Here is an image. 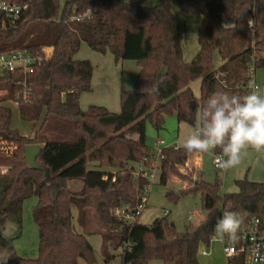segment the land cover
Here are the masks:
<instances>
[{"label":"trees","instance_id":"1","mask_svg":"<svg viewBox=\"0 0 264 264\" xmlns=\"http://www.w3.org/2000/svg\"><path fill=\"white\" fill-rule=\"evenodd\" d=\"M0 1L28 7L18 20L0 22V53L26 50L43 57L29 75L0 77V84L11 82L7 94L11 101L17 92L27 93L20 106L31 119L29 135L7 128L0 135V140L18 146L9 159L12 170L0 174V253L7 255L8 264H80V260L94 264L95 251L87 239L94 233L86 230L87 212H93L103 228L97 233L102 235L106 259L121 248L123 264H199V252L210 246L225 210L239 213L243 221L264 218V183L245 178L236 182V193H223L218 178L194 180L180 172L196 154L182 148L164 150L157 184L166 186L173 176L188 183L179 192L167 190L166 198L177 202L199 196L205 217L198 226L177 232L167 215L151 225L126 224L112 215L124 206L134 211L141 201L146 182L134 179L133 173L154 155L147 144L148 124L159 131L166 117L175 116L179 123L194 127L196 110L213 91L248 92L249 68L264 69V0H156L153 6L127 0H66L63 8L59 0ZM175 7L202 17L199 52L189 63L184 60ZM45 28L54 35L38 40ZM82 44L98 54H111L117 65L137 64L133 89L121 88L119 113L99 106L81 109V96L92 92L94 71L90 61L76 60ZM216 53L222 59L218 69ZM197 80H201L199 99L191 88ZM50 120L72 123L73 141L52 140L50 132L38 134L48 129ZM29 145L42 147L37 163L43 170L25 163ZM212 153L220 155V149ZM72 181L82 182L80 192L70 190ZM30 196L37 198L36 259L16 256L14 247L22 231L23 202ZM74 209L83 233L75 229ZM9 224L15 227L12 236L5 235Z\"/></svg>","mask_w":264,"mask_h":264},{"label":"rangeland","instance_id":"2","mask_svg":"<svg viewBox=\"0 0 264 264\" xmlns=\"http://www.w3.org/2000/svg\"><path fill=\"white\" fill-rule=\"evenodd\" d=\"M61 8H63L66 0H59ZM127 2H130L127 0ZM134 4L144 5L145 2L141 0H132ZM175 18L180 26V41L183 47V56L185 62H191L193 58L199 52L198 30L202 22V17L199 15L186 14L178 8L173 9ZM40 32L38 40L51 38L54 34L52 32L47 33ZM46 33V35L44 34ZM48 51V50H47ZM76 60L90 61L94 71L92 79V92L83 94L80 98V107L83 111L88 110L90 106L105 107L112 113H119L121 109V88L127 91L133 89L137 74L138 67L135 62H124L122 66L116 64L111 54L101 55L92 51L86 44H83L79 53L76 55ZM222 65V59L219 54L214 56V67L218 69ZM256 80L258 85L264 90V69L256 70ZM201 80L195 81L191 88L197 99L201 96L200 91ZM11 87L10 81H3L0 84V135L4 136L7 128L13 132H20L23 135H29L30 126L28 123L31 119H28L24 115V106L15 105L13 101L9 99L7 94ZM193 127L186 123H179L175 116L166 117L165 126L162 130H155L150 124L147 126V144L155 150L158 141H164L166 146L180 145L182 140L187 136L190 129ZM50 129V130H49ZM49 130V131H48ZM45 134L46 132L52 133L51 139L57 141H73L74 139V126L70 122L64 124L57 123V121L50 120L48 129L39 131L38 134ZM195 156V155H194ZM194 156L190 159L192 160ZM254 157L250 160L253 163H245V156L243 155L240 164L230 168V173H235L234 170L238 166L245 164V173L255 175L263 171L260 165L254 164ZM249 160V159H248ZM189 162V161H188ZM187 164L180 169L181 173L193 175L194 180H198L203 177L201 171L195 169L192 165ZM252 166L253 168L251 169ZM202 171L204 179L209 182H214L218 178L223 185H226V192H233L235 188V180L232 176L230 179H224V171H217L213 167V159L208 154H203V166ZM48 177V176H47ZM158 182V181H157ZM188 183L181 181L180 178L173 176L170 182L166 186H161L156 183L152 189V193L149 197L148 208L144 210L143 215L139 218V224L151 225L157 218L166 216V211L169 213L167 219L177 232H185L190 225L196 227L205 217V213L202 210L201 199L199 196H185L177 202H173L166 198L167 190L173 192H179L187 187ZM69 188L73 192H80L82 189L81 181H72L69 183ZM224 188H222V191ZM37 205V198L30 196L23 202V221L21 235L14 242L15 254L18 257L24 259H36L38 257V244H39V229L33 219V208ZM190 214L196 215V220L193 222L188 220ZM74 225L78 233H83L84 230L78 223V211L73 210ZM86 221L88 228L86 229L91 233L87 235V239L94 248L96 262L94 264H123L119 256L122 249L118 248L114 252H110L111 256H114L111 260H107L106 252H103V238L102 235L97 232L103 231L102 226L97 222L93 212H87ZM15 234V227L7 225L5 235L12 236ZM204 248L202 247L200 251ZM210 250L214 253L212 257H203L199 255V264H225V259L222 255V246L217 242H213ZM80 264H88L84 260H80ZM150 264H164L163 262H151Z\"/></svg>","mask_w":264,"mask_h":264},{"label":"built area","instance_id":"3","mask_svg":"<svg viewBox=\"0 0 264 264\" xmlns=\"http://www.w3.org/2000/svg\"><path fill=\"white\" fill-rule=\"evenodd\" d=\"M27 8V6H18L0 1V22L5 25V20H18ZM249 25L251 26L252 23L250 22ZM42 52L48 53L45 49H43ZM42 61L43 57L41 55L26 50L0 53V77L16 74L29 75L34 72ZM249 79L248 92L254 87L260 93V87L256 83V72L253 66L249 68ZM21 101H27L26 92L23 94L20 92L16 93L14 100L15 105H19ZM164 146H166L164 141H158L153 157L142 161L136 166L133 177L136 180H143L146 182L145 190L139 205L134 211L130 209V206L117 208L113 211L112 215L117 220L126 224H134L138 222L142 213L147 208L152 189L162 173L161 163L164 158V150L172 148L178 151L181 148L177 144L167 147ZM17 149L18 146L16 143L9 140H0V174H8L12 170L9 159L14 156ZM217 156L218 155H214V168L217 171H224V169L219 166L216 159ZM104 179L106 180L107 177H104ZM112 181H115V178H113ZM226 211L232 210H225L224 212ZM165 215H168V212H166ZM194 219L196 220V215L190 214L188 216L189 221L193 222ZM213 242L221 244L225 264H264V218L252 217L247 221L242 220L238 238L235 241L227 237L220 240L214 233L210 246L200 251L199 255L203 257H212L213 252L210 250V247Z\"/></svg>","mask_w":264,"mask_h":264},{"label":"clouds","instance_id":"4","mask_svg":"<svg viewBox=\"0 0 264 264\" xmlns=\"http://www.w3.org/2000/svg\"><path fill=\"white\" fill-rule=\"evenodd\" d=\"M196 125L180 143L186 153L211 154L219 166L227 170L240 164L249 149L264 151V94L254 87L244 95L227 91H213L196 110ZM242 219L239 213L226 211L217 220L215 235L235 241ZM0 264H8V257L0 253Z\"/></svg>","mask_w":264,"mask_h":264},{"label":"crops","instance_id":"5","mask_svg":"<svg viewBox=\"0 0 264 264\" xmlns=\"http://www.w3.org/2000/svg\"><path fill=\"white\" fill-rule=\"evenodd\" d=\"M130 2L129 3H132L134 4V2H132V0H129ZM141 1H144L145 4L144 6H153L156 2V0H141ZM139 5V4H137ZM83 45V44H82ZM120 65L122 66V64L120 63ZM258 81L256 80V83ZM258 84V83H257ZM260 87V86H259ZM260 94H264V90L260 87ZM210 158H212L214 160V154L211 153V154H208ZM244 156H245V163H253L250 158L255 156L254 157V164L256 163V166L257 165H260L262 168H263V171L261 173L258 172L255 173V175H251V174H246L245 173V164H243L242 166H238V168H236V170H234L235 173H230V168L227 169V170H224V179L225 180H228L230 179V176L233 177V179L235 180V188L233 190V192H226L225 189H227L226 185H223V188L224 190L222 191L223 193H236L238 191L237 189V186H236V182L237 181H240V180H243L245 178H247L249 181H252V182H259V183H264V151H260V152H257L251 148H249L245 153H244ZM249 159V160H248ZM190 165H192L195 169H198L199 171H201L203 177H204V174H203V171H202V166H203V154H198L196 153L194 158L192 160H189L188 162ZM213 167H214V164H213ZM251 169L253 168L252 166H250ZM216 170V169H215ZM185 188V187H184ZM149 203V202H148ZM148 208V206H147ZM146 208V209H147ZM167 212V211H166ZM169 214V213H168ZM143 215V214H142ZM141 215V216H142ZM202 220H204V218H201ZM139 223V221H138ZM214 255V253H213Z\"/></svg>","mask_w":264,"mask_h":264},{"label":"water","instance_id":"6","mask_svg":"<svg viewBox=\"0 0 264 264\" xmlns=\"http://www.w3.org/2000/svg\"><path fill=\"white\" fill-rule=\"evenodd\" d=\"M42 151L39 145H29L25 149V163L34 170H43V167L37 163V158Z\"/></svg>","mask_w":264,"mask_h":264}]
</instances>
